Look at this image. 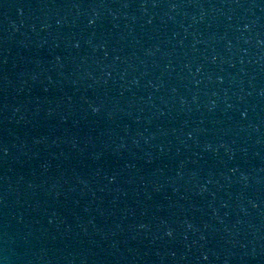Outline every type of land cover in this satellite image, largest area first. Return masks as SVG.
I'll return each instance as SVG.
<instances>
[{
    "label": "water",
    "instance_id": "95a60500",
    "mask_svg": "<svg viewBox=\"0 0 264 264\" xmlns=\"http://www.w3.org/2000/svg\"><path fill=\"white\" fill-rule=\"evenodd\" d=\"M0 264H264V0H0Z\"/></svg>",
    "mask_w": 264,
    "mask_h": 264
}]
</instances>
